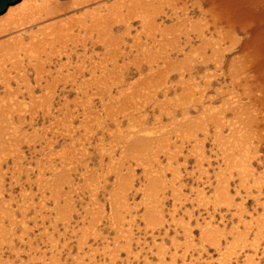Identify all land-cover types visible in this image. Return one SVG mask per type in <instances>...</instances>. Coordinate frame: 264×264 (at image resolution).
I'll return each mask as SVG.
<instances>
[{
  "label": "rangeland",
  "instance_id": "1",
  "mask_svg": "<svg viewBox=\"0 0 264 264\" xmlns=\"http://www.w3.org/2000/svg\"><path fill=\"white\" fill-rule=\"evenodd\" d=\"M68 12L65 13L68 18L84 17L81 10L74 15ZM166 21L163 26L170 23ZM132 25L134 33L136 25ZM119 26L114 25L111 35L123 36V29ZM67 33L69 36L62 41L69 46L76 44L81 51V44L89 46L90 35H94V32L88 35L76 26ZM192 40L199 48L195 52L198 56L193 54V50L192 54L189 53L186 46L179 51L181 55L168 46L169 53L166 54L173 65L167 61L151 69L145 66L147 73L140 80H135L137 75L130 77L132 80L129 81H115L114 75L99 81L85 77L81 84L83 93L77 94L73 83L68 80L65 88L69 94L65 99H61L59 94L54 97L48 95L52 99H47L51 105L47 108L49 110L43 108L44 105L40 106L41 110L35 99L31 103L33 108L37 107L32 111L30 98L19 95V102H27L21 109L23 113L17 112L19 109L9 110L6 116L10 117V125H5L0 131V264H218L221 253L226 261L224 264H245L246 260L251 264H264V232L257 238L260 243L254 241L255 230L264 226V183H261V192L253 183L254 178H259L264 172V140H261V145H256L259 146V149L255 147L257 151L248 149L250 160L255 154L259 155H255L257 158H252L251 162L248 160L254 168V175L245 176L243 180L236 175L232 177L229 171L235 174V169H225L219 157L218 141L214 142L209 134L213 121L203 117L209 120H205L206 123H211L206 124L208 133L203 135L195 119L205 108L202 105L216 106V111L222 109L221 93L214 92L225 88V76L220 72H226L229 56L224 53L225 64L214 67L209 45L206 47L197 39ZM97 47L94 50L101 55L105 50L102 46ZM90 52L92 49L87 47L85 56ZM187 54L193 58L186 65ZM236 54L238 52L234 56ZM172 57H179L186 67L192 64L194 67H187V70L177 59L175 67L179 68H173L176 59ZM128 67L135 72L131 64ZM10 73L13 81L15 69ZM195 73L199 74L198 77ZM189 76L192 80L188 81ZM101 87L105 90L104 96L98 95ZM39 92L36 91V95H40ZM200 97L206 103L203 100L199 102ZM224 115L227 116L223 119L231 118L229 113ZM223 127L226 133L227 128ZM197 139L203 144L201 151L208 157L198 154L200 152H196V157L195 149L189 150V154L188 149L199 144L195 142ZM137 140L142 143H137ZM180 144L185 147L175 146ZM177 147L182 148L184 155L179 154L176 161L170 159L167 162V150L169 153L177 152ZM188 154L191 156L187 157ZM199 157L200 160L206 159L201 162ZM209 157L213 161L208 160ZM202 168L209 173L206 172L207 178ZM214 172L220 176L225 172L223 179L227 186L221 181L219 184L222 183L226 189L222 193L216 192L222 195V199L217 195L214 196L216 198L211 196L215 179L219 178L216 173L214 176ZM203 183L210 184L205 187ZM199 190L211 193L207 196L211 202L213 200V205L199 197ZM224 194L227 203L223 200ZM214 201H220V206ZM236 203L241 206L237 208ZM157 206H160V211L155 210ZM154 211L160 212L155 215L159 217L157 221L151 216ZM239 215L242 219L237 217ZM187 229L191 230L190 234H186ZM208 229H220V237L217 233L215 235L221 240L211 244L217 236L209 235ZM128 230L131 232L127 234ZM201 235L203 241L199 238ZM240 240L246 243L245 249L242 247L244 242L238 244L239 247H229ZM250 244L255 245L252 247ZM251 249L254 251L250 252Z\"/></svg>",
  "mask_w": 264,
  "mask_h": 264
},
{
  "label": "bare ground",
  "instance_id": "2",
  "mask_svg": "<svg viewBox=\"0 0 264 264\" xmlns=\"http://www.w3.org/2000/svg\"><path fill=\"white\" fill-rule=\"evenodd\" d=\"M67 10H69L67 14L72 13V15L80 12L81 10L84 17L82 19L76 17L74 18V16H70V18H68L65 15ZM163 16L164 18H161ZM166 20H169L170 23H168L166 26H163L167 22ZM132 23L136 25L134 33H132ZM114 25H120L119 29H123V36L116 37L111 35ZM74 26H76L78 29H83L88 35L94 32L93 36L90 35L91 41L89 42V46L87 43L81 44V48L83 49L82 51L76 44L69 46L66 44V42L62 41V39L69 36L67 32L72 30ZM181 34L183 35V38L180 37ZM167 36L169 37L167 38ZM193 38L197 39L198 42L204 44L206 47L209 45V49L211 51V61L215 63V65L213 64L214 67H221V64H225L223 59L224 53L226 57L229 56V60L226 61V72H223V70L220 72L222 73V76H225L223 79L224 84L222 83L225 88L218 90V87H214L217 89V92L214 93H218V91L221 93L220 96L223 98V102L221 104H223V107L220 106L222 109H218L216 111V106L214 105V107L210 105H202L205 108L201 109V111H203L197 116L198 118L195 117L198 124L197 126H199L204 135V133H208L206 124L211 123H206V121L209 120H206L203 117H208L210 119L209 122L213 121L212 123L214 124H212V132L209 130V134L212 136V138H214V142L217 143L218 141L217 147L220 149L219 152L221 156H219L220 154L217 155L222 158V163L226 166L225 169H227V171H232V169H235V174L230 171L229 173L232 175V177L236 175L242 180L245 176L252 177V175H254V168H251L249 162H251L252 158L256 157L255 155H259L255 153L254 155L252 153L254 157H251L250 160L248 155L251 154H248L250 153L248 149L253 148V151L256 150L257 147L259 149V146L256 147V145H261V143L264 142L261 141L264 140V0H112L111 2H108V0H20L14 4L8 5L5 11L0 13V126L2 125L0 127V131L3 127H5V125H10V117H7L8 115L6 116L7 112H10L9 110L15 109L16 111L19 109L17 112L20 111V114L23 113L21 112V109L25 108L24 104L27 102L23 104V102L20 101L22 102V104H20L18 100L19 95H26L27 98H30V103L31 101L34 103L35 99H37L38 101L36 100L35 102L39 108L44 105L43 108L46 107L45 109L49 110L47 108L51 106H49L50 101L48 102V100L51 99L50 97H54L55 94H59L61 99L63 97V99H65V96L69 94V91H67L65 88V84L68 82V80L73 83V90L76 91V94L81 92V84L84 82L85 77H88L89 80L92 79V81H99L101 79L107 80L106 77L114 75L115 81H129L132 80L130 77L137 75L135 80H140V77H142V75L144 76L148 69H151L153 66H160L161 62V64H163L168 61L170 65H173V61L169 60L167 57L169 52L166 47L168 46L169 48L171 47V51L176 50L179 52L188 47L187 49L189 50V53H191V50H193V54L197 52L199 48L195 43H193L195 42L192 40ZM97 46H102L105 50L101 55H99L98 51L94 50L98 48ZM87 47L91 48L92 52H90L86 57L85 51ZM236 52H238V55L236 54V56H234V53ZM95 56L96 58H94ZM191 56L192 55L190 54L186 55V65L188 64L190 58H193ZM175 59L173 58V60ZM177 59L183 63L179 57H177ZM177 59L176 62H174L175 64L173 68L178 67H175L178 61ZM200 59L203 60L202 57H200ZM208 63L206 69L208 67ZM129 64H131L133 68L135 67V72L131 71V69L128 67ZM184 64L185 63L182 65ZM70 65L71 67H69ZM186 65H184V67H186ZM145 66L148 69H146ZM163 66L165 67V65ZM169 66L167 65V67ZM191 66L194 67V64ZM191 66L187 67L190 68ZM187 67L185 69L188 70ZM13 69H15V75L13 77L14 80L11 81L10 70ZM218 69L221 71V68ZM214 70L215 69L213 68L212 74ZM208 71L209 73L211 72L210 70ZM196 75L197 73H195V76ZM213 75L215 76V74ZM214 76H212V78ZM189 80H192V77L188 78V81ZM209 80L211 81V79ZM209 80H207V82H210ZM220 86L223 87L222 85ZM97 88L99 89L98 86ZM39 90L40 95H36L35 92ZM102 90V93L99 92L98 95L104 96L105 90L103 88ZM75 91H72V93ZM201 91L204 92L203 89ZM205 96H207V94H205ZM212 96L213 98H216L214 97V94H212ZM202 98L204 97L202 96ZM202 100L205 101V99H201L199 102H202ZM207 102L209 101L207 100ZM33 103H31V110L35 111L37 106L33 108ZM200 104L201 103H199V105ZM199 105L197 104L196 106ZM43 108H41V110H43ZM227 113L230 114L231 118L228 117L227 119H223V117L227 116L224 114ZM189 116L191 117V115ZM4 118L5 120H3ZM201 120H203V122ZM221 120L225 121L223 122ZM187 121L189 120L187 119ZM14 125H11V127L13 126L14 128ZM223 126H226L227 128L226 133L222 130L224 128ZM188 132L189 135L190 130ZM185 136H187V134ZM192 136L194 135H191V137ZM188 137L190 138V136ZM185 138L183 137V139ZM192 138L194 139L195 137ZM198 139L195 141L196 143L198 142ZM203 139L205 140V137ZM220 139L221 141L219 142ZM188 140L189 139H187V142ZM136 142L140 144L142 143L138 142V140ZM146 143L148 144L149 142ZM146 143H143L145 147H147ZM144 145L143 148L146 150ZM198 145L197 147L194 145L195 147L193 146V148H189L188 152L189 150L195 149V153L200 152L198 154L202 153V155L205 156L203 151H201L203 144L201 143L199 146ZM175 146L182 145L180 144ZM182 147H185V145L183 144ZM178 148L179 150H176L177 152L170 151L171 153H169L167 150V154L165 155L166 158H169L167 162H169L170 159H175L176 161V158H178L177 156H179V154H183L181 151L182 148L177 147V149ZM190 152L189 154H191ZM174 153L176 157L173 155ZM197 153L196 155L194 154L196 157H198ZM186 154L187 152L185 155ZM188 155L187 157L191 156ZM205 157L201 160L199 157V161L204 162L202 160L206 159ZM208 160L213 161V159H210V157ZM209 162L210 161H208V164ZM260 162L262 163L263 161L260 160ZM113 166H116V164H113ZM222 168L223 165L220 170H222ZM203 171L205 170L203 169ZM206 172L207 171H205V175L207 178L208 172ZM215 173L216 172H214V176L218 174L216 177L219 176V178L215 179L214 186L212 187V194L216 192L222 193L223 190L226 189L224 186H227L224 185L227 184L224 182L225 178L223 179L225 172H221L224 173L223 175L221 174L222 176L219 174L220 171L219 173ZM261 173L262 175L259 176V178L255 177L253 180V183L257 185L260 192V188L264 187V185L261 187V183H264V172ZM261 173L259 172V174ZM227 175V177L231 178L229 174ZM247 179L248 178H246V181ZM203 181L201 180V182ZM211 181L212 180L209 182L211 183ZM220 181L224 182V186L221 185L222 183L219 184ZM207 184L205 183L206 186ZM202 185L205 186L204 183ZM237 185L239 186V184ZM208 187H210V185ZM198 194L199 197H203L204 201H207L208 204H212L213 200L211 202V199L209 198L210 196H207L211 193L207 194L203 190H199ZM212 194L211 196L214 197L217 195L219 199H222V195L219 196L217 193L214 195ZM229 195L230 194H228V196ZM224 196L225 194L223 197ZM241 197L242 196L240 195V198ZM223 200L228 201L226 198ZM223 200L221 202V206L225 204L223 203ZM216 203L217 206H220V201L215 202V204ZM238 205L241 206L239 203ZM238 205L236 203L237 208ZM216 208L214 207V209ZM155 210L160 211V206H157ZM159 213L154 211V213L151 215L154 221L159 220V217H155V215ZM237 217L242 219L241 215ZM205 223L208 225L209 222L206 221ZM262 227L264 226L262 225L254 232V236L256 237V240L254 241H256L257 244L260 243L257 242L259 241L257 238L261 237L260 235L263 236L264 230H262ZM127 228H129V226ZM189 230H185L186 234H190L191 230ZM209 231V235L212 234L213 238L220 233V229H213V231ZM130 232L128 230L127 234ZM204 233H208V231ZM215 233H217V235H215ZM218 236L213 241H211V244H213V242L217 243L221 240L219 238L220 236ZM125 238L128 239V235H126ZM199 238L201 241L204 240L202 235ZM243 242L241 240L237 241L234 245L232 244L229 247L231 248L235 245L239 247L238 244L240 245ZM254 245L251 246L253 247ZM245 246L246 243L242 247L244 248ZM252 250L254 251V249H251L250 252H252ZM255 253H257L256 250ZM221 254L218 257V264L226 263V261L223 260ZM113 255L115 257V253ZM248 256H250V254ZM252 256L255 257L254 254ZM252 256L251 259L253 260ZM246 261L247 262L245 264H251V261ZM252 264L254 263L252 262Z\"/></svg>",
  "mask_w": 264,
  "mask_h": 264
},
{
  "label": "water",
  "instance_id": "3",
  "mask_svg": "<svg viewBox=\"0 0 264 264\" xmlns=\"http://www.w3.org/2000/svg\"><path fill=\"white\" fill-rule=\"evenodd\" d=\"M20 0H0V13L5 11L8 5L14 4Z\"/></svg>",
  "mask_w": 264,
  "mask_h": 264
}]
</instances>
